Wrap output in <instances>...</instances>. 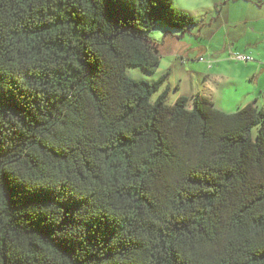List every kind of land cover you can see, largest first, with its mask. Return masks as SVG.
I'll list each match as a JSON object with an SVG mask.
<instances>
[{"label": "trees", "instance_id": "16d2710c", "mask_svg": "<svg viewBox=\"0 0 264 264\" xmlns=\"http://www.w3.org/2000/svg\"><path fill=\"white\" fill-rule=\"evenodd\" d=\"M173 0H0V264H264V103H168Z\"/></svg>", "mask_w": 264, "mask_h": 264}, {"label": "rangeland", "instance_id": "374dc122", "mask_svg": "<svg viewBox=\"0 0 264 264\" xmlns=\"http://www.w3.org/2000/svg\"><path fill=\"white\" fill-rule=\"evenodd\" d=\"M172 6L187 12L195 19L196 24L188 26L184 38L181 37L179 41L172 36L164 38L166 27L157 24L151 34L161 49V55L163 54L160 67L153 74H148L138 67H128L129 77L154 80L167 72V66L164 65L173 59L175 63L180 62V65H175L173 70H169V78L172 81L176 78L179 82L191 83L202 77L199 73L202 71L201 64H208L207 60H212L216 52H228L226 50L232 47L229 44L232 39H241L243 43L258 42L260 50H264V0H173ZM177 33L180 36L183 34L180 30ZM237 42L240 46L234 49H242V44ZM186 43H192L194 48L189 54ZM224 47L227 49L222 51ZM171 49L176 50V56L164 51ZM200 56L206 60H200ZM157 95L155 93L153 98ZM175 100L171 92L168 95V103L173 104Z\"/></svg>", "mask_w": 264, "mask_h": 264}, {"label": "crops", "instance_id": "0c3cea01", "mask_svg": "<svg viewBox=\"0 0 264 264\" xmlns=\"http://www.w3.org/2000/svg\"><path fill=\"white\" fill-rule=\"evenodd\" d=\"M178 31L179 30H172L169 32L165 31L164 38H166L167 36H172L175 40L179 41L181 37L184 38L183 36H185L186 30L183 31V34L181 36L178 35ZM168 33L170 35H167ZM237 41L242 44V49H234V47L240 46ZM186 44V50L189 54L190 51H192L194 48L192 47V43ZM229 44L230 46H232L231 48L227 49L226 47H224V49L222 50L225 51L227 49L226 51L228 52H216L215 54H213L212 60H207L208 64H201L202 71L199 73L202 75V77H199L197 80L192 81L191 83L179 82L176 78L174 79V81H172V79L169 78V70H173L175 65H180V62L175 63V61L172 59L170 63H166L164 66H167V72L165 73L168 74V78L166 83L157 92V94H159L161 90H163L166 86H168L169 90L168 95H170L172 92L174 94V99H177L181 95L191 97L196 93H200L208 96L218 109L227 112L235 111L239 107L244 106L248 103H254L258 105L263 104L264 50H260L258 42L243 43L241 39H232ZM156 47L160 52L161 49L159 48L158 44L156 45ZM205 49L207 48L205 47ZM164 51H169L171 56H176L177 53L174 49ZM235 51L248 53L253 56V60L247 62L235 61L232 58V53H234ZM158 77H156L155 79H157ZM171 88L173 89L171 90Z\"/></svg>", "mask_w": 264, "mask_h": 264}, {"label": "built area", "instance_id": "2783aa9c", "mask_svg": "<svg viewBox=\"0 0 264 264\" xmlns=\"http://www.w3.org/2000/svg\"><path fill=\"white\" fill-rule=\"evenodd\" d=\"M232 58L234 60H238V61H244V62H247V61H252L253 60V56L248 54V53H244V52H234L232 53ZM200 60H203L205 61L206 59L204 57H200ZM210 62V61H209Z\"/></svg>", "mask_w": 264, "mask_h": 264}]
</instances>
